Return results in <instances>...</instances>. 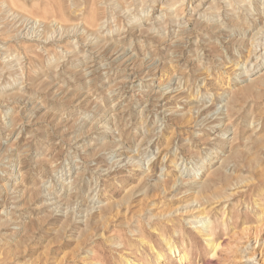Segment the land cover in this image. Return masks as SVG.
<instances>
[{
    "label": "rangeland",
    "instance_id": "rangeland-1",
    "mask_svg": "<svg viewBox=\"0 0 264 264\" xmlns=\"http://www.w3.org/2000/svg\"><path fill=\"white\" fill-rule=\"evenodd\" d=\"M253 246L264 0H0V264H258Z\"/></svg>",
    "mask_w": 264,
    "mask_h": 264
},
{
    "label": "bare ground",
    "instance_id": "bare-ground-1",
    "mask_svg": "<svg viewBox=\"0 0 264 264\" xmlns=\"http://www.w3.org/2000/svg\"><path fill=\"white\" fill-rule=\"evenodd\" d=\"M202 219V218H201ZM190 220V219H189ZM191 220H193V219H191ZM202 221V220H201ZM203 223H204V221H203ZM198 226H200V225H198ZM208 236V235H207ZM209 239V238H208ZM259 241H260V238L259 239H257V238H255L254 239V242L255 243H257L258 242V244H259ZM220 242V241H219ZM219 242H217L215 245H213V249H214V251H213V254H216V252H217V248H218V246L220 247V243ZM213 243V242H212ZM249 246H250V244H249ZM246 248H247V246H246ZM251 248H252V246H251ZM171 252V251H170ZM261 252H260V250L258 251V250H256L255 249V247L253 246V250L251 251V255L250 256H248L247 257V261H251V260H256L257 262H258V264H263V259H261V254H260ZM160 257H161V255H160ZM184 257V255L182 254V255H180V258L179 259H182ZM263 261V262H261V260Z\"/></svg>",
    "mask_w": 264,
    "mask_h": 264
}]
</instances>
